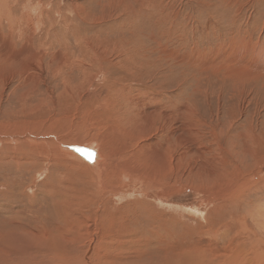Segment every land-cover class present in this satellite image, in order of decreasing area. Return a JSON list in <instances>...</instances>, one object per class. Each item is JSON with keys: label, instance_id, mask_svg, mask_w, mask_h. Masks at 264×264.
<instances>
[{"label": "rangeland", "instance_id": "374dc122", "mask_svg": "<svg viewBox=\"0 0 264 264\" xmlns=\"http://www.w3.org/2000/svg\"><path fill=\"white\" fill-rule=\"evenodd\" d=\"M102 52L115 63L128 53L151 74L141 72L140 85L110 63L82 66ZM150 93L170 106L174 126L168 201L152 186L145 198L178 224L161 217L157 239L147 227L122 229L112 213L145 185L123 180L116 163L102 174L75 170L81 153L66 152L79 130L113 136L120 116L111 108ZM154 139L166 143L160 131ZM83 141L74 144L85 151ZM57 213L71 216L74 247L96 254H76V264H264V0H0V263L12 264L8 249H30L43 230L62 234L69 222Z\"/></svg>", "mask_w": 264, "mask_h": 264}, {"label": "bare ground", "instance_id": "6f19581e", "mask_svg": "<svg viewBox=\"0 0 264 264\" xmlns=\"http://www.w3.org/2000/svg\"><path fill=\"white\" fill-rule=\"evenodd\" d=\"M30 39H31V37H29V36L26 37V41H25L26 44H24L23 50L29 45V40ZM9 40L10 39H8V41L6 42V45L10 44ZM11 41H12V39H11ZM4 48H7V46H5ZM8 48L10 50V47H8ZM12 49H13V47H12ZM9 50H8V53H5V54L7 56L9 55V57H15L18 60L21 58V56L24 55L23 51L20 52L21 50L20 51L13 50L12 51V52H14L13 54H11L12 52H9ZM117 54H120L121 59L118 60L116 63L113 60H110L109 58H107L108 54L106 52H104V53L103 52L102 53H96L93 56V60H91V61L88 60V62H86V63H84V62H81V63H82V66H84V67L86 65H88V67L92 66V65L93 66L96 65V66H98V68L100 66H102V64L104 62L108 63V64L110 63L113 66L117 67L118 70L121 71V69H122V72H125L127 74L132 75L133 76V81L136 80V81L140 82V85L144 84L145 82H143L141 80V77H139V74H141V72H148V74L149 73L151 74V72L149 71L150 69L148 67H146L147 65L144 66V65L140 64V67L138 68L137 65H132L131 64L130 61H134V60L132 59V57L128 53H118L117 52ZM33 55L34 54H31L30 57L33 56ZM160 57H161V55H160ZM140 58H142V57H140ZM146 58H148V57H145V59ZM163 58L164 57L156 58V59H158V61L161 62V59H163ZM88 59H89V57H88ZM142 64H143V62H142ZM26 75H27V72H26ZM145 76H146V74L144 75V77ZM124 87L125 88L122 87L121 90H125L126 91L125 94H128V96H129V93L127 92V91H129V89H128L129 87L127 85H125ZM159 94L158 93L143 94V95H141L142 98L139 97V98H136L135 100H132V101H131V99H133V98H130V97L125 95L126 97L124 96L125 99H124V97H123V99L125 101L129 102L128 105H130V108L132 109V113L129 112V109H130V108H128L129 106L123 105V104L122 105H118V103H117V104H115L116 105L115 107L111 108V110L114 111L115 115H117V116L119 115L120 116L119 117L120 121L116 120V123L114 124V128L115 129L112 130L113 131V136L111 134L109 136L110 137L109 138V137H105V136H103V135H101V134H99V133H97L95 131H91V132L83 131V132H81L79 130L78 133H77V137L73 138V140L71 142H67V143H70V146H72V147L69 146L72 151L70 149H68L69 147L67 148V146L65 145L66 146L67 155L72 153V154H70L71 157H72V155H75V152H73V151H76V153H78V154L81 153V154L84 155L83 156V155L80 154V157L77 156L76 159H75V156H73L74 159L73 158L72 159H73L74 162H76V168H75V166H72V167H74L75 170L79 169V167H87L88 169H91V168L96 169L97 168L98 172L102 174L105 171L107 172V168H108L107 164L116 163V164H120L119 173H120V176L123 177V180H126V179H128L129 181L133 180L136 184L140 185L139 186L140 188L142 187L141 185H145L146 186L145 188H147V189L144 190L145 191L144 193L142 192L143 195H142V193H140V195H142V197L130 199V200L126 201V202H122L119 205H117V203L121 202V201H119L117 203H114L115 207H113V206H111V207H113L114 211L112 213H113V215H114V217L116 219V222L118 224H123L122 229H126L128 227H131V228L135 229L138 226L147 227L148 230H149L148 232H149L150 236L153 239L159 238L158 235L156 236V235L153 234V231H154V228L158 224V220L161 217H163L164 215H166V217L168 218L167 221H168L169 225H173V223H175V222L178 224L177 221H174V219H172L173 215L171 214L170 209L164 208V209L160 210L153 201H149L148 199L145 198L146 196H149V194L151 193V191H152L151 188H153V190L154 189H162V194L164 195V196L162 195L163 196L162 197V199H163L162 201L163 202L164 201H168L167 199L169 198V196L167 194L170 192V189H169L168 186H170V184H171L172 173L174 174V166H175V164H174V156H173V152H172L173 149H171L169 147L171 145L170 143H169L170 145L168 146V142H170L173 139V137H174L173 115H171L172 111L170 109V106H169V109H167V108L163 109L162 107L159 106L161 104L160 103L161 102V98H160ZM153 104H157V107H158V108L155 109V110H157V111H155L156 115L146 113L147 111H145L144 108H143L144 106L152 107ZM138 106H140L142 108L136 109L135 107H138ZM117 108L121 109V111L115 112V111H117ZM123 108H125L124 111L126 113L130 114L129 117H126V116L124 117V114L121 113ZM133 108L135 109L134 111H133ZM145 109H148V108H145ZM126 118H129L130 120L126 121ZM158 131H160V132H162L164 134L166 143H161L160 144L159 142L155 141V139L152 140V137L154 138V135H156V132H158ZM85 133L90 139L89 143H84L83 140L79 139L80 137L81 138L85 137ZM121 134H123V135H121ZM146 135H148V137L145 138L146 139L145 140L146 143L142 144L143 142L140 141V139L142 137H145ZM111 139L112 140L114 139L116 141V143L118 144L117 147L113 146V142H112ZM79 141H83V142H80V143L81 144L82 143L85 144V146H86L85 147L86 148L85 151H84L83 148L80 150L79 148H81V147L77 148L75 146L77 144H74V143H78L79 144ZM5 142H7V141H4V143ZM94 144L97 145V150L95 148L96 153H95V151L93 149L90 150L94 146ZM9 146L12 147V145H9ZM87 147H90V148H87ZM5 148H7V147H5ZM8 151H10V150H8ZM60 154H63V153H60ZM90 155H93V157L95 158L94 159V163H93L94 165L91 164L92 162H90V161L88 162V160H86L84 158V157H89ZM65 158H67V157H65ZM69 160H70V157H69ZM69 160H68V163H69V165H71L70 164L71 162ZM59 164H62V163H59ZM58 166H60V165H58ZM64 167H66V166H64ZM112 169H113V167H112ZM91 170H93V169H91ZM121 177H120V179H122ZM166 180H167V182H166ZM165 184H168V186H166ZM147 185H148V187H147ZM150 186H152V187L150 188ZM123 188L124 187H119V191H121ZM105 189H107V187ZM124 191H121V192H124ZM131 192H132V190L129 191V193H131ZM114 197H115V195H114ZM65 200H67V199H65ZM110 200H112V198ZM110 200H108V202ZM100 202H98V204ZM77 203H80V202L77 201ZM106 204H107V202H106ZM65 207H66V205H65ZM109 208H110V206H109ZM138 209H139V211L136 214H134ZM195 210L197 212H199L198 208L195 209ZM55 211L58 212V210H55ZM60 212H63V211H60ZM168 214H170V215H168ZM58 215H59L58 220H60L61 222H66V224L69 222V227L68 228H64V231H62V234L53 236L51 239H49V238H45L44 237L45 235H47V233H45V231L43 230L42 231L43 235L39 234L41 238L36 239V240H32L30 243H29V241L24 242L25 245L31 244V245H29L30 249H28V250L27 249L23 250L24 248L21 249L20 247L19 248L18 247L13 248V247L16 246L14 244L15 246H13V247L11 246L10 247L12 249H8L12 253H8L7 255L3 254V255L7 256V258H5L6 263L10 262L12 264H53V263L54 264H56V263L63 264V262H64V258L63 257L64 256L62 257V255L64 253H66V252L70 253V255L72 256L70 262H67L68 264H76L78 262V259H75V255L76 254H81L83 260H84V258L87 259V260L92 259L94 257V255H96L94 253V251L89 257H87L86 256V248H83V250L81 252L79 250V248H77V247L75 248L74 247V245L72 244V241L69 239V237L66 236V233L69 235L71 233V231H73L75 229V227H73L74 229H71L72 225L70 223L73 222L70 219L71 216L69 214H66L64 216V213L63 214L62 213H57L56 217ZM110 217H112V216H110ZM105 220L109 221V219H105ZM145 223H147L146 226H145ZM149 224H151L152 226H150ZM115 225L117 226V224H115ZM144 229H146V228H144ZM137 230L139 231V230H142V229L138 228ZM59 231H61V227H60ZM57 232H58V230H57ZM144 235H145L144 231L143 232H139L137 237H143ZM47 236H51V234H49ZM127 237H129V236H127ZM127 237H126V239H127ZM122 238H124V237H122ZM7 240H9V239H7ZM8 243H10V242H8ZM8 243H3V244L6 245ZM11 243H13L12 239H11ZM107 244H110V243H109V241L106 240V243L103 245V248L109 247ZM95 245H97V244H95ZM18 246H19V244H18ZM1 255L2 254H0V256ZM61 257H62V259H61ZM191 262H192V260H191ZM194 262H196V258H195ZM1 263H2V261H1ZM199 263H201V262H199ZM161 264H163V263H161ZM174 264H188V263L185 262V260H184V261L175 262Z\"/></svg>", "mask_w": 264, "mask_h": 264}]
</instances>
